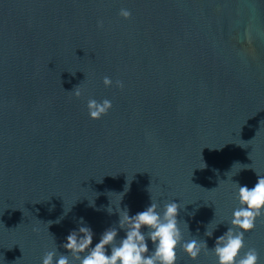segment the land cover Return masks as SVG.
I'll use <instances>...</instances> for the list:
<instances>
[{
    "label": "water",
    "instance_id": "95a60500",
    "mask_svg": "<svg viewBox=\"0 0 264 264\" xmlns=\"http://www.w3.org/2000/svg\"><path fill=\"white\" fill-rule=\"evenodd\" d=\"M89 99L113 107L94 120ZM237 161L250 169L227 179ZM252 169L264 175V0H0V264L65 252L80 217L94 246L128 187L121 207L177 200L184 239L212 249ZM245 244L264 264V217ZM176 264L217 258L180 247Z\"/></svg>",
    "mask_w": 264,
    "mask_h": 264
},
{
    "label": "clouds",
    "instance_id": "9594fccd",
    "mask_svg": "<svg viewBox=\"0 0 264 264\" xmlns=\"http://www.w3.org/2000/svg\"><path fill=\"white\" fill-rule=\"evenodd\" d=\"M120 15L129 19L132 14L127 9H121ZM104 84L110 87L113 81L110 77H105ZM116 86L123 88L124 84L122 81H116ZM73 91L77 98L82 95L79 86ZM87 107L90 118L99 120L108 114L113 105L108 99H89ZM237 165L241 166V171L250 169L245 164L234 162L225 174L227 179V174ZM255 173L257 182L252 187L233 181L238 186L239 207L233 211L227 230L216 237L212 249H209L207 240L197 239L194 235L190 240L184 239L181 225H186L191 233L188 221L180 219L181 211L187 212V206L181 207L180 202L172 200L165 203L161 209L160 205L153 201L148 189L151 203L133 215L128 207H121L125 194L130 190V187L126 186L128 191L119 193L123 194L119 206L114 208L110 200L106 208L109 215H118V223L105 229L94 246L95 232L84 217H80L78 227L72 229L65 242L59 246L66 251L46 252L41 264H176L177 249L180 247L194 262L202 252L212 251L217 258V264H259V253L255 249L244 251L246 234L254 230L258 218L264 217V175L256 171ZM89 206L100 210L95 204ZM193 214L195 213H189L191 216ZM63 218L64 216L58 218L55 223H61ZM209 225L205 227L204 235L211 238L221 224L213 231L208 230ZM121 231L125 233L123 237H120ZM149 241L152 244L151 250Z\"/></svg>",
    "mask_w": 264,
    "mask_h": 264
}]
</instances>
